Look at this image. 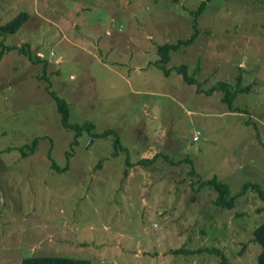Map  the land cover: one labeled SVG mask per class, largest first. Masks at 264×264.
<instances>
[{"label": "rangeland", "instance_id": "obj_1", "mask_svg": "<svg viewBox=\"0 0 264 264\" xmlns=\"http://www.w3.org/2000/svg\"><path fill=\"white\" fill-rule=\"evenodd\" d=\"M201 1L0 0V26L28 14L0 36V264H255L264 200L248 189L225 210L197 181L215 176L230 194L245 182L264 189V0H205L197 12ZM193 34L169 52L164 74L157 46ZM181 64L203 90L232 89L237 74L250 88L230 111L221 91L186 83ZM39 76L64 100L68 123L114 131L126 151L114 135L88 133L69 148L74 132ZM156 153L173 163L138 164Z\"/></svg>", "mask_w": 264, "mask_h": 264}, {"label": "trees", "instance_id": "obj_2", "mask_svg": "<svg viewBox=\"0 0 264 264\" xmlns=\"http://www.w3.org/2000/svg\"><path fill=\"white\" fill-rule=\"evenodd\" d=\"M205 4H206L205 0L201 1V3L199 4L197 8V12H201ZM27 18H28L27 12L25 11L19 12L18 14L14 16V18L10 22L6 23L5 25L0 26V36L3 37L6 35L15 34L26 23ZM195 37H196V34H193L190 38L184 41H178L175 44H162V45L157 46L156 53L157 55H159V59L157 60L156 63L159 66V68L162 69L164 74L167 73V69H165L163 65L169 59V52L176 51L182 46H189L194 41ZM4 49L11 50L13 49V47H7V48L5 47ZM19 50L28 59L31 58L27 49L25 50L22 47ZM36 61H40V59L36 58ZM175 69L177 73L182 76L183 80L186 83L197 84L196 90L198 92H203L206 95H209L215 90L221 91L222 92L221 99L227 104V107L230 111L235 110L232 107L231 102L236 96V94L247 92L250 88V84H245V85L241 84V76L240 74H237L235 76L234 87L232 89L230 88L229 84L225 82H218L215 86H212L211 88L207 90H203L200 87L201 86L200 82H198V80L194 77V73L193 74L188 73L187 65L181 64ZM39 78L45 81L44 90L52 98L55 104V108L58 114L60 115L61 126L64 129L71 130L72 132H74V136H72V142L69 143V148H72V146L79 145L80 143L79 139L83 136L84 133H88L91 136V138H104L109 135H114V148L120 151H126L125 148L122 147L120 140L114 131L106 130V131H103L102 133H96L94 131L95 127L93 123H85L83 125L68 123V108L66 107L64 100L56 96L55 93L52 90H50L47 76H39ZM36 143H37V139L33 138L31 142L29 143V145H24L23 147L21 146L19 150L23 155L32 153L33 150L35 149ZM24 148L27 149V152L24 151ZM117 153L118 152L116 151L114 155H116ZM0 154H1V151H0ZM159 156L163 160H166L169 163H173V161L168 159L165 155L156 153L149 159L138 160V164L146 165L152 161H155ZM126 162L129 163V160H126ZM188 162L190 161L188 160ZM51 167L58 169V170L62 169V168H58L53 163H51ZM190 173L191 175H194V176L197 175L194 169H191ZM197 183H198V187H197L198 189L203 185H208L214 188V190L216 191V196L214 198V204L218 207L225 208V210H230V208L233 207L235 199L243 195L248 189H251L252 191H254L260 200H264V189H261L256 183H252V182L243 183L240 189L235 194H230L228 186L222 181L218 180L215 176L207 180L199 179ZM252 242L259 247V252L255 258V264H264V222L252 230ZM201 252L218 254V251L215 249H197L195 251L179 249V250L172 251L173 254H194V253H201ZM221 258L223 260L222 256ZM20 264H91V261L87 259H71V258H62V257H55V256H37V257L35 256V257L25 258L24 260H22Z\"/></svg>", "mask_w": 264, "mask_h": 264}, {"label": "built area", "instance_id": "obj_3", "mask_svg": "<svg viewBox=\"0 0 264 264\" xmlns=\"http://www.w3.org/2000/svg\"><path fill=\"white\" fill-rule=\"evenodd\" d=\"M50 56H51V53H50Z\"/></svg>", "mask_w": 264, "mask_h": 264}]
</instances>
